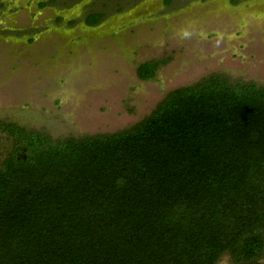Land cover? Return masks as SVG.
I'll use <instances>...</instances> for the list:
<instances>
[{
  "label": "trees",
  "instance_id": "obj_1",
  "mask_svg": "<svg viewBox=\"0 0 264 264\" xmlns=\"http://www.w3.org/2000/svg\"><path fill=\"white\" fill-rule=\"evenodd\" d=\"M164 64L143 61L136 76ZM223 255L264 264V85L210 74L114 132L53 139L0 119V264Z\"/></svg>",
  "mask_w": 264,
  "mask_h": 264
},
{
  "label": "rangeland",
  "instance_id": "obj_2",
  "mask_svg": "<svg viewBox=\"0 0 264 264\" xmlns=\"http://www.w3.org/2000/svg\"><path fill=\"white\" fill-rule=\"evenodd\" d=\"M44 1L0 0L1 120L53 139L114 132L210 74L264 85V0Z\"/></svg>",
  "mask_w": 264,
  "mask_h": 264
},
{
  "label": "flooded vegetation",
  "instance_id": "obj_3",
  "mask_svg": "<svg viewBox=\"0 0 264 264\" xmlns=\"http://www.w3.org/2000/svg\"><path fill=\"white\" fill-rule=\"evenodd\" d=\"M39 4L44 8V7H46V6H48V5L52 4V3H48V2L45 0L44 2H41V3H39ZM93 14H100L101 16H100V18L97 20V22H95V23H93V24H88V23H87V18H89V16H91V15H93ZM84 17H85L84 20H85V23H86L87 26L98 25V24L101 23L102 20H103V15H102V13H98V12L90 11V10H89L88 12H86V14H85Z\"/></svg>",
  "mask_w": 264,
  "mask_h": 264
}]
</instances>
